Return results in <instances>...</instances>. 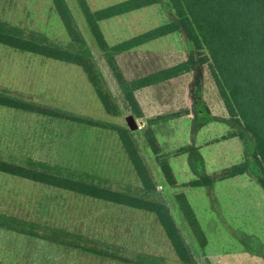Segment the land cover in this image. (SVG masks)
Masks as SVG:
<instances>
[{
  "label": "rangeland",
  "instance_id": "rangeland-1",
  "mask_svg": "<svg viewBox=\"0 0 264 264\" xmlns=\"http://www.w3.org/2000/svg\"><path fill=\"white\" fill-rule=\"evenodd\" d=\"M68 1L93 47L108 88L121 103L120 114L113 116L104 112L102 103L80 66L53 59L39 60L33 54L2 44L0 93L128 127L126 117L133 112L126 102L123 103L120 87L103 52L90 36L75 0ZM88 1L93 8H97L118 0ZM173 17L169 3L159 0L151 7L103 22V29L108 40L114 43ZM0 19L16 24L29 33H44L54 42L68 43L65 28L50 0H0ZM139 47L116 57L125 77L151 73L195 54L184 31ZM137 97L145 110L144 116L141 118L133 114L139 125L130 130L149 166L153 165V156L144 130L150 119L159 113L185 107L191 109L189 115L167 118L153 125L163 152L192 144L193 140L200 146L199 158H196L199 153L192 151L175 155L171 153L176 150L168 153L180 182L211 175L243 160L247 162L248 168L243 174L208 185L173 188L167 184L154 161L156 169L152 172L158 190L150 193L149 197L163 200L170 206L190 247L193 261L196 264H264V190L258 179L250 146L244 147L241 139L235 136L220 138L237 127L230 129L227 124L226 108L207 66L199 65L195 71L141 89L137 91ZM193 119L200 124L196 131H193ZM33 120L36 117L0 106V158L23 162L31 155L53 163L61 162L79 169H89L117 189L140 191V183L134 172H130L132 170L113 165L118 162L111 157L119 156L114 132L106 129L87 131V127L82 132L77 126L66 127L65 124L52 121L43 136L41 126L38 127ZM79 134L84 136L83 149L78 143L77 149L80 150L67 155L62 143L65 136L73 138ZM41 139L46 141L42 150L38 149ZM95 139H99V143L92 141ZM93 150V156L89 158L88 152ZM181 191L187 195L207 237L203 249L198 246L175 200L174 195ZM66 192L70 191L47 188L0 172V213L38 224L44 234L49 232V227L54 226L70 230L82 235V243L89 247L118 253L127 259L148 253L151 259L159 258L163 264H183L154 213ZM130 263L133 264L0 227V264Z\"/></svg>",
  "mask_w": 264,
  "mask_h": 264
},
{
  "label": "trees",
  "instance_id": "trees-1",
  "mask_svg": "<svg viewBox=\"0 0 264 264\" xmlns=\"http://www.w3.org/2000/svg\"><path fill=\"white\" fill-rule=\"evenodd\" d=\"M55 14L65 28L68 43L54 42L41 32H26L22 27L0 19V44L20 52L62 61L80 66L93 86L105 111L110 115L120 114V106L108 88L102 70L97 64L93 47L83 32L75 12L68 0H50ZM174 17L145 31L111 43L103 29V22L128 13L151 7L159 0H118L105 6L93 8L88 0H75L83 15L94 43L103 52L125 99L133 114L142 117L143 111L136 91L164 80L172 79L206 65L217 92L231 118L243 131L235 129L223 137L245 136L260 184L264 190V0H166ZM184 31L194 49V56L129 80L122 72L116 57L129 49L139 47L152 40ZM0 105L36 112L54 118H77L58 109L28 102L0 93ZM188 108L166 114H158L150 119L144 130L149 145L165 181L170 187H198L228 179L246 172V161L230 165L211 175H202L184 183H179L163 153L152 125L167 118L188 114ZM79 119V118H78ZM81 120V119H79ZM85 121H88L84 119ZM117 131L122 147L127 153L140 180V191L114 189L97 176L75 171L64 172L61 167L49 163L26 159L15 162L0 158V172L27 179L36 183L71 191L122 206L152 212L161 223L169 241L183 264H196L190 247L175 220L170 206L163 200L149 197L158 190V184L133 132L124 126L88 121ZM195 149L192 145L178 148L174 154ZM177 205L184 216L198 246L203 249L207 237L201 227L185 192L175 195ZM31 221L13 215L0 213V227L35 238H43L64 246L85 249L101 255L112 256L136 264H163L159 258H150L148 253L127 259L118 253L89 247L82 243V235L64 228L49 227V232L41 233V227ZM158 259V260H157Z\"/></svg>",
  "mask_w": 264,
  "mask_h": 264
},
{
  "label": "crops",
  "instance_id": "crops-1",
  "mask_svg": "<svg viewBox=\"0 0 264 264\" xmlns=\"http://www.w3.org/2000/svg\"><path fill=\"white\" fill-rule=\"evenodd\" d=\"M163 38V37H162ZM158 39H161V38H158ZM157 39H155V40H152V41H150V42H148V43H145V44H150L151 42H154V41H156ZM144 45V44H143ZM142 46V45H141ZM139 48H141V47H139ZM135 49H137V47H135V48H133V49H129V50H127V51H124L123 53H121V54H119V56L120 55H122V54H124V53H129V52H132L133 50H135ZM35 57L36 58H39V60H41V58L43 59V60H47V59H50V58H45V57H42V56H38V55H35ZM189 58V57H188ZM187 59V58H186ZM185 60V59H184ZM178 62H180V61H178ZM177 63V62H176ZM70 64V63H69ZM173 64H175V63H173ZM170 65H172V64H170ZM170 65H167V66H170ZM167 66H164V67H167ZM164 67H161V68H164ZM198 67V66H197ZM161 68H159V69H161ZM83 70V69H82ZM158 70V69H157ZM156 71V70H155ZM193 71H195V70H193ZM154 72V71H153ZM192 72V71H191ZM189 73V72H188ZM148 74V73H147ZM187 74V73H186ZM144 75H146V74H141V75H138V76H135V77H132V78H128L127 76V79H129V80H134V79H137V78H140V77H142V76H144ZM182 76V75H181ZM179 77V76H178ZM175 78H177V77H175ZM172 79H174V78H172ZM168 80H170V79H168ZM165 81V80H164ZM163 82V81H162ZM159 83H161V82H159ZM156 84H158V83H156ZM155 85V84H154ZM93 87V86H92ZM118 88H119V85H118ZM94 89V88H93ZM120 89V88H119ZM142 89H144V88H142ZM139 90H141V89H139ZM139 90H137V91H139ZM137 91H136V96H137ZM92 93V92H91ZM94 93H95V95L97 96V94H96V92H95V90H94ZM113 93V92H112ZM120 93L123 95V98H124V101H123V103L124 102H126V104L127 105H129L128 104V102H127V100L125 99V96H124V94H123V92L121 91V89H120ZM95 95H94V97H95ZM114 95V94H113ZM115 97V96H114ZM97 98H98V96H97ZM138 98V97H137ZM96 99V98H95ZM99 99V98H98ZM116 99V98H115ZM100 101V100H99ZM116 101H117V99H116ZM138 101H139V99H138ZM101 102V101H100ZM118 102V101H117ZM139 103H140V101H139ZM38 104V103H37ZM101 104V103H100ZM118 104H119V106H120V109L122 110V107H121V103H119L118 102ZM39 105H41V104H39ZM140 105H141V103H140ZM0 106H3V107H6V108H8V109H10V110H16V111H19V112H21V113H24V114H27V115H32V116H34V117H36V120H33V121H35V122H37L36 124H37V126L38 127H40L41 126V128H42V133L41 134H43V136H45L46 135V132H47V127H48V125L52 122V121H54V122H59V124H65L66 125V127L69 125V126H77V127H79L80 129H81V131L83 132V128L84 127H87V131H91V130H97V132H99V130H101V129H106V130H108V131H111V132H114L115 134H114V138H115V142H116V144H118V149H119V156H115V157H111V158H116V160H117V162H118V164L117 163H115V164H113V165H116L117 166V168H126V169H128L129 168V171L130 170H132V171H130L131 173H133L135 176H136V179L138 180V182L140 183V180H139V178H138V176H137V174H136V172H135V170H134V167H133V165H132V163H131V161H130V159H129V157H128V155H127V153L125 152V150L123 149V147H122V144H121V141H120V139H119V136H118V133H117V131L115 130V129H113V128H110L111 126H109V127H103V126H101L100 124H98V123H96V124H90L88 121H98V122H103V123H109L110 125H111V122H109V121H107L106 119H101V118H98V117H90V116H85V115H82V114H78L77 112H74V113H72V112H68L67 110H64V109H60V108H56V107H52V106H47V105H43V106H46V107H49V108H53V109H58V110H60V111H63V112H65V113H67V114H71V115H73V116H75L76 118H77V120H74V119H67V118H54V117H47V116H43V115H39V114H37L36 112H29V111H23V110H19V109H15V108H11V107H8V106H4V105H0ZM141 108H142V111L144 110L143 109V107H142V105H141ZM185 108H188L189 110H190V112L188 113V115L191 113V109L189 108V107H185ZM102 109L104 110V112H106L105 111V109H104V107H103V105H102ZM131 109V108H130ZM181 109H184V108H181ZM177 110H179V109H177ZM130 111H132V110H130ZM145 111V110H144ZM173 111H175V110H173ZM172 112V111H171ZM107 113V112H106ZM167 113H170V112H167ZM107 114H109V113H107ZM159 114H166V113H159ZM143 116H144V112H143ZM142 116V117H143ZM228 116V115H227ZM141 117V118H142ZM81 119V120H79V119ZM84 119H86V120H88V121H85ZM228 125H229V127H230V129H232V128H235V127H237V128H235V129H239L240 131H243L242 130V128H240L231 118H229L228 117ZM157 123V122H156ZM192 123H193V131H196V127L198 126V125H200L199 123H197V121H195V119H193L192 120ZM155 124V123H154ZM153 124V125H154ZM138 125H139V123H138ZM153 125H152V127H153ZM89 128V129H88ZM84 132H85V130H84ZM82 135L83 134H79L77 137L76 136H74L73 138H71V137H68L67 135L65 136V139L63 140V146H64V148H65V152H66V154L67 153H70L69 155H71V154H73V153H75L77 150H80V149H83V142H84V140H83V137H82ZM223 135H221L220 136V138L222 137ZM42 137V136H41ZM95 137H98V135L97 136H95ZM235 137H238V138H240L241 139V141H242V143H243V145H244V147H246V145H247V141H246V135L244 136L243 135V137L242 136H235ZM217 138H219V137H217ZM217 138H215V139H217ZM90 139V138H89ZM42 140V143H40L39 145H38V149H40V150H42V147L43 146H45L46 145V141L44 140V139H41ZM93 142H95V143H99V139H95V140H92ZM208 142V140L207 141H204V143H207ZM78 143L80 144V149H77V145H78ZM189 145H192V146H194L195 147V149H193V150H191L193 153H199V155H198V157H196V158H199L200 156H201V154H200V146H197V142H196V140H193V142H192V144L191 143H188ZM58 146H60V145H58ZM58 146H56V147H58ZM184 146V145H183ZM180 147H182V146H179V147H177V149L178 148H180ZM150 149V148H149ZM177 149H174V150H171V151H169V152H167V151H165V152H163V153H166L167 155H168V153H171V152H173V151H175V150H177ZM151 150V149H150ZM162 150V149H161ZM92 152H94V150L93 151H89L88 153H89V158L90 157H92L93 156V153ZM121 153V154H120ZM151 153H152V151H151ZM171 154H174V153H171ZM68 155V154H67ZM175 155V154H174ZM152 158H153V162H152V167L151 166H149L151 169H152V171H153V169H156V165H155V163H154V161L156 162V164H157V166L159 167V165H158V163H157V161H156V159H155V156H154V154L152 153ZM111 158H109L108 159V161H110V159ZM26 159H35V160H39V161H43V162H46V163H49V164H51V165H53V166H58V167H61L62 169H63V171L64 172H67V171H75V172H79V173H87V174H90V175H94V176H97V177H99L100 175H97L95 172H93V171H91V170H89V169H79V168H76V167H72V166H68V165H66V164H63V163H61V162H56V163H53V162H50V161H47V160H44V159H39V158H34V157H32L31 155L30 156H28V157H26L25 158V160ZM66 159V158H65ZM66 160H68V159H66ZM168 160H169V157H168ZM147 163H148V165H149V162L147 161ZM169 163H170V165H171V158H170V161H169ZM92 165H94V167L95 168H98V166L96 165V164H94V163H91ZM89 165V164H88ZM171 167H172V165H171ZM159 169H160V167H159ZM172 169H173V167H172ZM173 171H174V169H173ZM174 173H175V171H174ZM154 174V173H153ZM175 176H176V173H175ZM104 178V177H103ZM177 178V177H176ZM193 179V178H192ZM178 180V179H177ZM191 180V179H190ZM29 181H31V180H29ZM187 181H189V180H187ZM187 181H184V182H187ZM32 183H35V184H38V185H41V186H44V187H47V188H52L51 186H45L44 184H40V183H36V182H34V181H31ZM178 182L179 183H184V182H180L179 180H178ZM107 184L108 185H110L108 182H107ZM111 187H113L112 185H110ZM140 186H141V183H140ZM114 189H117V188H115V187H113ZM123 189H125V188H123ZM67 194H69V193H71V194H74V192H66ZM74 195H76V194H74ZM80 195H82V194H80ZM82 196H84V197H89V196H85V195H82ZM90 198H93V197H90ZM100 200V199H99ZM115 204V203H114ZM120 206H122V205H120ZM131 264V263H130ZM133 264H136V263H134L133 262Z\"/></svg>",
  "mask_w": 264,
  "mask_h": 264
},
{
  "label": "water",
  "instance_id": "water-1",
  "mask_svg": "<svg viewBox=\"0 0 264 264\" xmlns=\"http://www.w3.org/2000/svg\"><path fill=\"white\" fill-rule=\"evenodd\" d=\"M126 121H127L129 129L134 130L135 128L138 127V123L133 114L127 115Z\"/></svg>",
  "mask_w": 264,
  "mask_h": 264
}]
</instances>
